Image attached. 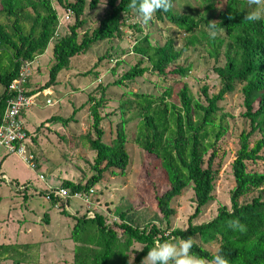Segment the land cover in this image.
Instances as JSON below:
<instances>
[{
    "label": "trees",
    "instance_id": "1",
    "mask_svg": "<svg viewBox=\"0 0 264 264\" xmlns=\"http://www.w3.org/2000/svg\"><path fill=\"white\" fill-rule=\"evenodd\" d=\"M106 1L107 10L98 26L79 38V31L86 25L83 18L85 0H56L61 8L71 11L74 23L68 28V33L54 43V62L47 81L38 89H31L28 84L27 87L33 90L28 95L46 89L52 91L58 77L69 71L72 59L85 55L97 44L123 38L122 29L126 21L123 17L136 12L130 7L131 0ZM176 1L171 0L172 6ZM99 2L90 0L88 9L96 10ZM214 2L206 1V13L214 11ZM247 5L243 0H226L224 10L213 20L178 14L173 8L168 12L157 11L153 14L157 21L166 22L185 34L181 48L176 49L172 39L162 46H154L148 37H143L132 49V53L142 61L114 84L121 86L151 72L163 81H176L177 88L175 91L173 87L167 88L159 98L132 93L119 106L120 123L116 126L115 138L110 145L103 142L105 132L101 128L103 118L100 115V110L108 104V87H98L99 99L88 95L84 106L92 118L91 128L95 138H91L90 134L85 138L90 151L95 153L91 165L92 176L84 185L64 181L60 187L71 193H85L104 180L125 176L130 163L126 125L134 120V117L126 119V115L135 109L136 118L140 119L135 143L160 163L167 184L166 190L155 198L162 220L169 226L175 215L172 201L190 185L196 206L188 227L185 230H172L168 234L152 224L142 229L132 227L125 222V214H121L118 228L123 232V242L105 224L101 215H94L93 218L87 215L81 218L73 216L75 224L69 237L74 250L73 264H112L113 261L129 264L126 252L134 244L141 246V249L131 251L135 255L132 264H141L153 247L165 242L179 243L184 239L192 240L191 254L200 258L202 264H207L217 254L227 259L229 264H264V197L259 195L241 203V199L255 192L262 193L264 188V173L247 172L248 164L264 160V20L250 22L247 19L250 14ZM58 27L59 20L50 0H0V124L10 98L8 88L17 78L21 64L33 63L44 55L50 41L59 34ZM197 47L204 49L215 62L221 57L224 60L223 66L214 69L220 83L218 93L209 96L207 87L202 89L205 104L196 101L188 86L182 82L193 67L181 63V59L190 49ZM143 61L148 63L149 69L142 66ZM237 87H241L243 117L248 121L249 130L240 133L239 148L231 165L235 188L230 193V208L221 207L212 221L193 225L191 222L213 200L214 182L218 174L214 168L219 157L218 145L226 133L222 118L218 117L221 114L218 105ZM77 113L78 109H74L68 118L52 116L42 122L38 129L48 124L68 127L71 123H77ZM25 116L26 113L23 115L24 125ZM28 134V140L32 141ZM29 187L23 186V192ZM38 194L43 196V191ZM54 202L51 201V204L56 205ZM61 214L68 215L65 210ZM44 219L48 221L47 214ZM237 221L238 226H230ZM211 244L217 245L214 254L203 248ZM32 246L22 247L24 252L21 253V247L0 245V261L32 264L39 257L33 255Z\"/></svg>",
    "mask_w": 264,
    "mask_h": 264
},
{
    "label": "rangeland",
    "instance_id": "2",
    "mask_svg": "<svg viewBox=\"0 0 264 264\" xmlns=\"http://www.w3.org/2000/svg\"><path fill=\"white\" fill-rule=\"evenodd\" d=\"M67 1L73 2V0ZM206 1L178 0L172 8L178 14L189 15L195 19L205 17L213 20L220 11L224 10L226 0H215L214 11L209 13L205 12ZM243 1L248 4L250 13L264 10V0ZM50 2L58 19L62 21V28L50 41L44 55L33 61L29 78L31 89H38L47 81L49 69L54 62V43L68 33V28L74 23L72 14H69L68 22L64 20L67 10L61 8L56 0H50ZM89 2L90 0H85L86 10L83 18L86 20V25L79 31V38L84 33H91L107 10L106 0H100L94 11L88 9ZM123 18L126 21L121 40L115 38L97 44L85 55L72 59L69 71L63 72L57 79V85L51 88V95L39 97L36 101L38 106L26 112L25 128L32 140H28L27 149L35 156L38 169L32 170L18 156H8L5 150L0 149V219L5 220L10 228L5 229L12 235L11 242L35 245L32 252L33 255H42L39 258L40 264H73L74 250L69 237L75 224L73 215L70 213L75 211L78 218L83 215L88 217L101 215L105 224L116 232L120 242L124 240L123 232L118 228L121 224V214H125V222L132 227L142 229L152 224L168 234L176 229L185 230L194 213L196 205L192 185H190L172 201L171 207L175 215L171 218L169 226L159 215L155 198L166 190L167 184L160 163L142 151L135 143L140 121L136 118L135 109L126 115V119L134 117V120L126 125L130 163L124 177L110 178L92 187L94 193L90 198L89 207L82 205L76 199L69 201V210L59 203L60 201L54 202L57 205L55 207L38 194L49 186L60 187L64 181L84 185L92 176L91 165L95 153L90 151L85 137L90 134L94 139L95 136L91 128L92 118L84 105L88 95L99 99V86L108 87L106 91L108 104L105 109L100 110L103 118L101 128L105 132L103 142L107 145H110L115 138L116 126L120 123L119 106L127 101L132 93L159 98L167 88L173 87L174 91L177 88L176 81H163L151 72H147L134 81L124 82L121 86L114 84L139 61H142L132 53V49L143 37H148L149 42L154 46H162L168 39H172L176 49L181 48L185 38L183 32L166 22L157 21L154 15L148 23H144L134 11ZM133 25L135 27L130 28ZM181 63H188L193 67L188 77L182 82L188 86L196 101L205 104L202 96L204 87H207L209 96L218 93L220 83L214 69L224 65L222 57L215 62L208 57L204 49L197 47L185 53ZM142 66L149 69L145 61ZM240 89L241 87H237L218 105L221 109L218 117L222 118L226 133L218 145L219 157L214 167L218 174L214 182L213 200L202 209L199 217L191 222L193 225L212 221L221 207L230 208V193L235 188L231 165L239 148L240 133L249 130L248 121L243 117V96ZM47 99L51 101V105H46ZM74 109H78L75 116L77 123H71L65 128L59 124H48L38 129L42 122L52 116L70 117ZM262 156L264 159V151ZM247 172L264 173V160L248 164ZM1 173L8 175L11 186L7 181L2 180ZM39 175H43L45 181H40ZM25 185L30 187L23 192L22 188ZM262 190V193L255 192L241 199V203L249 202L259 195L264 197V188ZM62 210H65L68 215L61 214ZM8 214L10 219L7 217ZM45 214L48 215V221L44 219ZM22 216L24 221L19 218ZM93 248L95 251L96 247ZM203 248L212 254L217 251L216 244L205 245ZM140 249L141 246L134 244L126 252L129 264H132L135 258L131 251ZM0 264L11 263L4 261ZM112 264H118V262L113 261Z\"/></svg>",
    "mask_w": 264,
    "mask_h": 264
},
{
    "label": "built area",
    "instance_id": "3",
    "mask_svg": "<svg viewBox=\"0 0 264 264\" xmlns=\"http://www.w3.org/2000/svg\"><path fill=\"white\" fill-rule=\"evenodd\" d=\"M64 20L69 21L70 10H67ZM59 20V19H58ZM62 21L59 20L60 28ZM33 63H22L17 78L10 84L8 92L10 98L7 102V107L0 124V149L5 150L6 155H16L27 164L32 170L36 171L35 158L29 153L27 149L28 137L27 131L24 125L23 115L32 107L37 106V99L39 97H49L51 90L46 89L41 92H36L33 95H28L31 89L27 86L29 84V78L31 76ZM46 105H51L49 99L46 100ZM40 181H45L43 175H39ZM3 181H7L11 186L9 180L2 177ZM24 188H22L23 190ZM93 189H90L85 193H71L70 191L61 187H47L43 191V197L46 201H56L62 203L68 209V202L71 199L79 200L82 205L89 207L91 205L90 198L93 196ZM94 216H92L93 218Z\"/></svg>",
    "mask_w": 264,
    "mask_h": 264
},
{
    "label": "clouds",
    "instance_id": "4",
    "mask_svg": "<svg viewBox=\"0 0 264 264\" xmlns=\"http://www.w3.org/2000/svg\"><path fill=\"white\" fill-rule=\"evenodd\" d=\"M133 8L139 18L148 23L155 12H168L172 8L171 0H131ZM264 18V10L253 11L247 15L250 22H256ZM231 227L238 226V221L233 222ZM192 240L184 239L179 243H162L147 252L141 264H202L200 258L191 254ZM207 264H229L222 255L217 254Z\"/></svg>",
    "mask_w": 264,
    "mask_h": 264
},
{
    "label": "crops",
    "instance_id": "5",
    "mask_svg": "<svg viewBox=\"0 0 264 264\" xmlns=\"http://www.w3.org/2000/svg\"><path fill=\"white\" fill-rule=\"evenodd\" d=\"M62 25V24H61ZM62 28V26H60V29ZM59 29V30H60ZM8 156H10V155H8ZM1 177H3V178H5V179H7V180H9L8 179V175L6 174V173H1ZM10 186V185H9ZM41 191H43V190H41ZM45 200V199H44ZM46 201V200H45ZM46 202H48V201H46ZM48 203H50V202H48ZM51 204V203H50ZM55 207L57 206V205H54ZM68 210H69V208H68ZM15 214L14 215H16L17 213L15 212V210L13 211ZM75 212H77V211H75ZM75 212H72V213H70V214H72L73 216H76L75 214ZM9 219H10V214H8V216H7ZM19 218H21L22 219V221H24V216H22V217H19ZM49 219V218H48ZM10 229V228H8V226H7V224H6V221L4 220H1L0 219V245H4V246H16L17 247V249H19L20 247V249H19V252H24V250H21V249H23L22 247H25L26 245L28 246V245H31V244H27V243H25V244H23V243H15V242H11V233H9L6 229ZM29 230V229H28ZM20 232V231H19ZM37 247V246H36ZM48 247V246H47ZM34 248H35V245H33L32 246V248H31V251H33L34 250ZM51 252V251H50ZM27 254V253H26ZM41 256L42 255H39V257L35 260V262L34 263H32V264H40V261H39V258H41ZM4 261H8V260H1L0 262H4ZM8 262H10V261H8ZM11 263V262H10ZM12 264V263H11Z\"/></svg>",
    "mask_w": 264,
    "mask_h": 264
}]
</instances>
